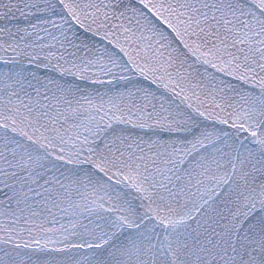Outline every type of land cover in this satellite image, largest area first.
Masks as SVG:
<instances>
[{
    "label": "snow or ice",
    "instance_id": "obj_1",
    "mask_svg": "<svg viewBox=\"0 0 264 264\" xmlns=\"http://www.w3.org/2000/svg\"><path fill=\"white\" fill-rule=\"evenodd\" d=\"M0 264H264V0H0Z\"/></svg>",
    "mask_w": 264,
    "mask_h": 264
}]
</instances>
